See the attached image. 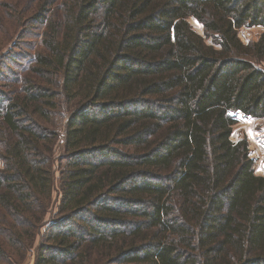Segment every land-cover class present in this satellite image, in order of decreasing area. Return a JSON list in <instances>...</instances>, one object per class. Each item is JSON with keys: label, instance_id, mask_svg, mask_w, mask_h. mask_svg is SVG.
Wrapping results in <instances>:
<instances>
[{"label": "trees", "instance_id": "16d2710c", "mask_svg": "<svg viewBox=\"0 0 264 264\" xmlns=\"http://www.w3.org/2000/svg\"><path fill=\"white\" fill-rule=\"evenodd\" d=\"M13 1L0 264L33 248L59 141L35 264H264V177L232 140L234 115L264 119V31L240 38L264 0Z\"/></svg>", "mask_w": 264, "mask_h": 264}, {"label": "rangeland", "instance_id": "374dc122", "mask_svg": "<svg viewBox=\"0 0 264 264\" xmlns=\"http://www.w3.org/2000/svg\"><path fill=\"white\" fill-rule=\"evenodd\" d=\"M40 0H14L13 3H17L18 8L26 10V13L31 12V9H34ZM28 11V12H27ZM6 9L0 7V58L1 55H4L8 49L15 42L16 36L14 39L10 40L8 37L15 32L16 26L12 19L7 15ZM190 23L194 31L200 35L203 34L202 27L194 20H190ZM263 29L253 28V29H243L240 31V38L244 43H249L251 41H256L259 35L263 32ZM28 42L31 43L26 46L28 51L29 48H32L35 51H38L40 47V36L28 38ZM32 45V46H30ZM236 120V125L233 129L232 140L237 143L242 139H247L249 142L251 158L255 162V172L256 175L264 177V119H251L246 118L243 115H234ZM62 142L59 141L53 151V174L55 179L54 195L52 203L49 207L48 214L44 218L43 226L38 230V235L33 245V248L27 252L25 255H20L16 253L14 255L13 264H35L36 248L39 244L40 233L45 230L49 219L52 216H56L58 213V207L60 205V193L58 188V178L60 177L59 164L61 156L63 155ZM0 168H3L0 162ZM2 264H6L1 261ZM12 264V263H11Z\"/></svg>", "mask_w": 264, "mask_h": 264}]
</instances>
